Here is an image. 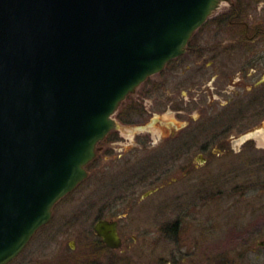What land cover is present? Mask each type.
<instances>
[{"label": "rangeland", "instance_id": "obj_1", "mask_svg": "<svg viewBox=\"0 0 264 264\" xmlns=\"http://www.w3.org/2000/svg\"><path fill=\"white\" fill-rule=\"evenodd\" d=\"M236 2L234 20L243 23L231 22V1L224 2L185 54L124 99L119 108L127 112L136 100L144 117L117 118L87 165L89 176L8 264H222L250 232L264 231V113L248 115L264 110V97L250 105V85L231 84V64L246 65L258 47L264 53V33L253 37L264 28V0ZM255 119L259 125L245 132ZM99 218H119L122 248L101 243Z\"/></svg>", "mask_w": 264, "mask_h": 264}, {"label": "water", "instance_id": "obj_2", "mask_svg": "<svg viewBox=\"0 0 264 264\" xmlns=\"http://www.w3.org/2000/svg\"><path fill=\"white\" fill-rule=\"evenodd\" d=\"M230 1L0 0V264L89 176L122 101ZM118 224H94L114 249Z\"/></svg>", "mask_w": 264, "mask_h": 264}, {"label": "flooded vegetation", "instance_id": "obj_3", "mask_svg": "<svg viewBox=\"0 0 264 264\" xmlns=\"http://www.w3.org/2000/svg\"><path fill=\"white\" fill-rule=\"evenodd\" d=\"M240 6L241 5L239 4V2L237 3L236 0H231V10H232L231 22L243 23L242 20L241 21L240 20L236 21L237 19L234 20V17L238 18L240 16V14H239V11H240L239 7ZM245 24H246V29L248 31L250 29V26L248 23H245ZM263 33H264V28L259 26V28L257 30H255L253 37L258 35V34L262 35ZM246 36L248 37V40L251 39L250 35L246 34ZM188 47H189V45H188ZM188 47H187V51H188ZM253 51L255 52V56L252 59L248 60L246 65L240 66L239 64L238 65H232L231 64V73L233 72L231 74V84H233V85L237 84V85H242V86H245V85L249 86L250 85V87H248V90H249L248 95L251 96V94H253L251 96V99L248 101V103L250 105H251L250 101H253L254 98H255V100H259V99L261 100L262 97H264V94H263V92H264V76H262L258 80L255 77L256 74L262 73L264 71V64H262V60H261L264 57V53L260 50L259 47H258V50L255 49V50H252V52ZM258 51H261V52L259 54H257ZM177 60H178V58H175L172 61H170L168 64H171ZM238 72L244 74V76H245L244 81H243L244 78H241V77L238 78L237 80H235L236 74ZM251 80H252V82H251ZM235 94H236L235 96H231V99H230L231 103L236 99V97L238 95H240L239 92L235 93ZM250 105L248 107H250ZM257 113H260L262 115L264 113V110L262 108H260V110H255V112H253V113L248 112V115L250 117L255 118ZM245 117H247V115H245ZM260 120L257 121L255 119L253 121V123H251V121L249 123V121H248L247 122L248 125H246V129H244L245 132H248V130H250L253 126H254L253 128H255L257 125H259ZM250 138H251V136L249 137V139ZM196 211H198L197 208H196ZM114 219H117L119 221V218H114ZM172 224L174 226V230H177V227H179L182 224V219L178 218ZM168 225L170 226V224L168 223V224H166V227H169ZM199 226H200V224H199ZM200 228H202V226H200ZM118 229H119V234L123 240V244L120 247V248H122L124 246L126 238H125L123 230L121 229L120 221L118 224ZM250 234H251V235H249L250 237L245 239L243 246L238 247V250L237 251L235 250V252L231 251V255H229L228 259H227L228 261L224 262L222 264H242L238 261V258L241 259L242 256L246 257L245 258L246 261L244 262V264H264V231H261L259 234H255V235H252L251 232H250ZM105 246L107 247L106 244H105ZM107 248H110V247H107ZM120 248H117V249H120ZM205 248H203V246H202L201 250L203 251V249H205ZM110 249H112V248H110ZM252 253H254V257H251ZM236 256H238V258ZM167 264H172V263L167 262ZM199 264H204V263L201 262Z\"/></svg>", "mask_w": 264, "mask_h": 264}, {"label": "trees", "instance_id": "obj_4", "mask_svg": "<svg viewBox=\"0 0 264 264\" xmlns=\"http://www.w3.org/2000/svg\"><path fill=\"white\" fill-rule=\"evenodd\" d=\"M191 42H192V40L190 41L189 46L191 45ZM127 98H129V96ZM128 108L129 109H126L127 112H125L124 109H121V107L117 110V118H119V120L124 122V123H129V124L135 123L140 118L144 117V114L146 112L145 109H143L142 104L139 102H136V100H132L131 105ZM110 134H111V132L108 134L107 137H109ZM100 241H101V243H103L101 239H100ZM103 245L105 246L104 243H103ZM105 248H106V246H105Z\"/></svg>", "mask_w": 264, "mask_h": 264}]
</instances>
